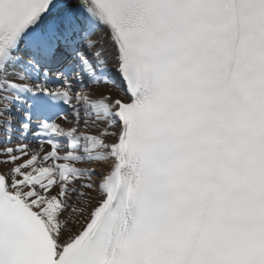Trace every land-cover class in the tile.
Listing matches in <instances>:
<instances>
[{
    "label": "snow or ice",
    "instance_id": "1",
    "mask_svg": "<svg viewBox=\"0 0 264 264\" xmlns=\"http://www.w3.org/2000/svg\"><path fill=\"white\" fill-rule=\"evenodd\" d=\"M0 264H264V0H0Z\"/></svg>",
    "mask_w": 264,
    "mask_h": 264
}]
</instances>
